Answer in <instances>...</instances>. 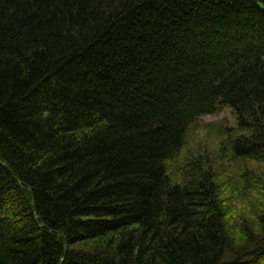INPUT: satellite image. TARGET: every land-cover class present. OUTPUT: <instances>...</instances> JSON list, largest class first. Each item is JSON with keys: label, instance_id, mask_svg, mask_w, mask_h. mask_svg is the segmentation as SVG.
I'll list each match as a JSON object with an SVG mask.
<instances>
[{"label": "trees", "instance_id": "16d2710c", "mask_svg": "<svg viewBox=\"0 0 264 264\" xmlns=\"http://www.w3.org/2000/svg\"><path fill=\"white\" fill-rule=\"evenodd\" d=\"M0 264H264V0H0Z\"/></svg>", "mask_w": 264, "mask_h": 264}, {"label": "rangeland", "instance_id": "374dc122", "mask_svg": "<svg viewBox=\"0 0 264 264\" xmlns=\"http://www.w3.org/2000/svg\"><path fill=\"white\" fill-rule=\"evenodd\" d=\"M235 126V117L226 106L218 108L214 113L202 116L188 133L187 141L190 147L184 149L183 155L188 154L189 150L214 149L213 146L220 141L217 131Z\"/></svg>", "mask_w": 264, "mask_h": 264}, {"label": "water", "instance_id": "95a60500", "mask_svg": "<svg viewBox=\"0 0 264 264\" xmlns=\"http://www.w3.org/2000/svg\"><path fill=\"white\" fill-rule=\"evenodd\" d=\"M4 166L6 167V165L4 164ZM65 250H66V248H65Z\"/></svg>", "mask_w": 264, "mask_h": 264}]
</instances>
